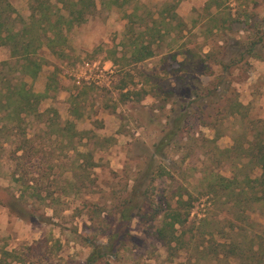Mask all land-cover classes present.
<instances>
[{
	"label": "rangeland",
	"instance_id": "rangeland-1",
	"mask_svg": "<svg viewBox=\"0 0 264 264\" xmlns=\"http://www.w3.org/2000/svg\"><path fill=\"white\" fill-rule=\"evenodd\" d=\"M5 1L19 29L30 0ZM94 1L95 11L64 33L63 45L36 51L40 69L33 79L14 71L9 49L0 46L2 82L21 79L41 94L35 112L22 113L18 123L12 115L0 121V264H18L13 255L26 264H85L90 244L107 242L125 206H132L131 218L114 254L94 264H234L229 244L255 245L264 237V215L252 203L246 219L240 206L228 209L234 196L224 181L210 190L221 178L246 187L243 179L261 171L242 149L264 120V0H219L220 15L232 16L221 31L227 42L220 60L238 53L244 59L229 68L232 93L221 92L222 82L211 98L201 86L211 88L219 68L203 54L222 35L209 33L214 9L207 11L206 0ZM144 24L161 30L153 54L126 64V43ZM260 34L259 58L233 43ZM84 62L97 64L100 76L89 75ZM229 97L238 108L228 113ZM178 120L181 131L155 152L143 179L153 145ZM21 151L29 155L17 158ZM16 164L28 171L32 188L13 181ZM245 191L239 204L253 198ZM180 194L192 208L186 223L176 225L177 248L167 249L154 233ZM237 226L252 239L243 240Z\"/></svg>",
	"mask_w": 264,
	"mask_h": 264
},
{
	"label": "trees",
	"instance_id": "trees-1",
	"mask_svg": "<svg viewBox=\"0 0 264 264\" xmlns=\"http://www.w3.org/2000/svg\"><path fill=\"white\" fill-rule=\"evenodd\" d=\"M123 2L124 0H110V3L116 5H121ZM166 5L168 7H173L175 4L168 3ZM204 7L207 11L211 8L214 9L213 12H209V33L215 30L221 34V31L225 27V23L227 24L226 28L229 29L231 22L228 21L232 20V16L230 13L226 14V16L228 15L227 17H222V15H220L218 12L220 7L219 0H206ZM29 8L31 11L28 20L20 22L21 25L19 29H14L17 20L12 16L11 12H13V9L10 8L7 1L0 0V46H6L9 49V58L13 60L12 65H14V71H17L22 77L27 76L33 79L40 69L39 61L36 58V51L42 45H45L51 51L63 45L65 41L64 33L73 26L82 23L88 15H91L96 9V4L94 0H53L52 2L50 0H30ZM133 14L129 15L133 16ZM261 23L262 27H264V18L261 19ZM257 24L260 25V23ZM254 25L256 26V23H254ZM160 31L159 28L154 29L152 26L144 24L142 30L131 36L126 43L128 47L126 64L140 62L152 56L153 50L151 44L156 38L155 34L159 35ZM162 31L164 33L167 30L163 28ZM221 35L222 36L219 38L221 39V44L214 43L211 49L203 54V57H206L212 64L219 68L218 74L215 76V84L212 85L211 88L201 86V92L209 98L216 95L214 91L218 88V85H222V82L223 86L221 92H225L227 95H229L228 91L232 93L229 86L231 82L229 78L231 75L229 68L232 67V65L241 63L244 59L242 54L238 53L237 56H232L227 63L220 60L223 46L227 42L224 34ZM154 36L155 38H153ZM261 38L262 34H260V36L256 35V41L246 36L244 40H233V43L237 44L238 48L240 47L243 49L245 56L259 58V50H256L257 48L255 47L259 42H262ZM7 63L9 64L8 61L2 62L3 65ZM178 63L182 66L186 65V62L183 60ZM204 67L205 66L202 68ZM2 81L0 76V121L4 119L8 120V117L12 115V117L14 116L13 121L18 123L22 113L29 111L32 113L35 112V105L39 101L41 94L33 92L24 80L19 79L17 82L14 81L13 83L7 81L3 83ZM194 92L197 93V90H194ZM195 96L197 95L195 94ZM237 108V102H234L233 99L229 97V99H227L228 113L232 110L236 111ZM180 120L172 122L173 128L166 130L165 133L161 135L158 142L153 145V154L149 155L144 168L141 170L143 172V179L148 176L149 164L155 152H158L176 131H181L182 127L179 125ZM258 122L259 129L254 128V126L251 128L252 133L250 139L246 142V147L243 148L242 151L246 156L250 157L248 161H254L256 166L261 169L259 176L256 178L243 179L246 187L239 186L238 184L235 185L236 183L231 186L230 184H233L231 179L221 178L219 183L213 184L214 187H212L211 184L210 190L214 192L219 189V187L225 186V184L222 185V183H220L224 181L226 183V188H229L227 194L234 196L233 200H231L228 205V209L240 206V213L245 219L248 216L243 214L244 209L248 210L246 205H251V203L264 215V120ZM4 123L0 125V128ZM25 154L27 156L29 155L28 152L24 153L21 151V153L17 155V158L20 159L24 157ZM15 170H19L17 164L12 173L13 181L19 183L22 189L32 188L31 185L34 181L27 177L28 171L20 168L18 173L15 172ZM246 189L252 192L253 198H248L247 201L239 204L242 200L236 199V197L245 195L247 193V191H245ZM134 191L135 188H133V193ZM22 192L23 191H19V195H22ZM176 197L174 204L172 206L168 205L167 210L163 212L160 224L155 229L154 233L155 238L160 240L167 249L170 247L177 248L175 245H178L181 239L180 234H176V225L180 227L186 223L189 211L192 208V202H190L189 198L182 200L181 194ZM127 204H132V200L127 202ZM131 207L125 206L118 211L117 228L109 235L107 242L101 245H96L94 243L90 244L91 248L85 258V264H94L103 255L110 254L111 256L114 254L112 251L113 245L115 244V240L122 234V230L127 226L131 218ZM19 217H22V215H19ZM39 217L40 219L43 218L42 221L49 220V218L45 216ZM24 219H26V217ZM237 230H243V240L252 239L250 231L246 230V228L242 229L237 226L235 231ZM242 244V241L235 242L234 240L228 246V251L232 254L231 256L235 262L234 264L242 263L243 261L241 260H244V262L246 261L245 264H264V237H258V241L255 245L250 243V245L244 249L240 246ZM237 253L241 255V260L236 256ZM12 257L18 264H26L24 260L15 257V255Z\"/></svg>",
	"mask_w": 264,
	"mask_h": 264
},
{
	"label": "built area",
	"instance_id": "built-area-1",
	"mask_svg": "<svg viewBox=\"0 0 264 264\" xmlns=\"http://www.w3.org/2000/svg\"><path fill=\"white\" fill-rule=\"evenodd\" d=\"M84 67L87 69V71H88V74L90 75V73L91 72H94V73H97L96 75H98V76H100V74L102 73V70H101V68H99L98 67V65L97 64H91V63H88V62H84ZM88 74H87V76H88ZM86 76V77H87Z\"/></svg>",
	"mask_w": 264,
	"mask_h": 264
}]
</instances>
